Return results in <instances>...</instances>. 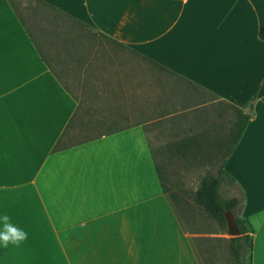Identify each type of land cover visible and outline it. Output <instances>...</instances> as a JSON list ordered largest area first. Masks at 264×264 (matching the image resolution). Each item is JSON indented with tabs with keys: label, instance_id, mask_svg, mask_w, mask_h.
<instances>
[{
	"label": "crops",
	"instance_id": "obj_1",
	"mask_svg": "<svg viewBox=\"0 0 264 264\" xmlns=\"http://www.w3.org/2000/svg\"><path fill=\"white\" fill-rule=\"evenodd\" d=\"M42 1L52 7L26 0L22 13L0 0V216L28 233L19 246L0 244V264H201L197 233L162 188L151 150H163L150 146L143 122L69 140L79 98L97 95L98 60L107 57L89 27L112 54L128 49L169 78L162 92L171 106L160 114L184 112L174 97L190 98L205 133L174 140V153L228 145L223 168L241 191L236 214L253 232L251 264H264V60L255 56L264 50V0ZM255 93L226 156L238 109L249 111ZM58 140L67 146L54 150Z\"/></svg>",
	"mask_w": 264,
	"mask_h": 264
},
{
	"label": "rangeland",
	"instance_id": "obj_2",
	"mask_svg": "<svg viewBox=\"0 0 264 264\" xmlns=\"http://www.w3.org/2000/svg\"><path fill=\"white\" fill-rule=\"evenodd\" d=\"M13 2L18 11L22 13L25 11L26 0H13ZM66 21L75 28H88V25L84 23H71L74 21L70 19ZM88 29L95 45L98 49L105 50L107 57H101L98 60L100 65L96 68L98 83L94 87L99 91L97 95L88 94L89 97L79 98L84 103L83 114L78 115L75 125L69 132V140L71 142L84 140L115 127L143 122L150 146L153 149L163 150V155H158L156 158L164 171L163 183L168 197L180 214L184 228L197 233L192 237V245L200 263L233 264L229 251L227 225L221 226L193 200V193L200 178L206 174L216 173L228 145H209L208 147L202 145L195 149L193 155L178 151L174 153L172 144L174 140L180 141L184 137L205 133L202 127L206 125L193 121L195 108L191 107L193 104L190 103V98L184 95L174 97L173 106L187 107L184 112L172 116L160 114L171 106L170 100H167L165 93L162 92L164 86L166 87L165 81L168 82L169 78H165L162 71H158L156 67L140 59L128 49L116 48L115 54H112V44L98 35L94 29L90 27ZM109 52L111 54H108ZM255 56L264 60V50L256 51ZM103 65L106 67L103 68ZM157 95L160 100H157ZM236 116L235 111L230 110L227 120L224 119L221 124L220 134L226 138V142ZM102 117L107 120L99 123L97 120ZM220 190L227 198L233 195L241 196L240 189L226 181L222 183ZM178 192L181 196L176 197L175 193ZM184 211H190L194 216L192 221H186ZM227 216L233 221L231 215Z\"/></svg>",
	"mask_w": 264,
	"mask_h": 264
},
{
	"label": "trees",
	"instance_id": "obj_3",
	"mask_svg": "<svg viewBox=\"0 0 264 264\" xmlns=\"http://www.w3.org/2000/svg\"><path fill=\"white\" fill-rule=\"evenodd\" d=\"M37 1L47 6H51L50 4L42 0H37ZM10 3L12 2L10 1ZM153 64L160 66L157 63H153ZM255 96L256 93L252 97H250L248 102L245 104V107L248 106L249 111L243 112L241 109H238V120L235 124L234 134L231 138V144L229 146V149L227 150L226 156H228L231 153L232 149L240 139L248 123V120L250 119L251 116L250 111L253 108L252 101L255 99ZM72 120L73 119H70V122H68L65 130L62 133V136L65 135V132L69 128ZM101 121L103 122V119H101ZM117 130L119 129L115 128L112 130H108L106 132L102 131L95 136L114 132ZM95 136L93 137L89 136L85 138L84 141L92 139ZM65 146L67 145L61 144V141L58 140L57 143L54 145L53 149L57 150ZM151 153L154 159L156 171L160 179L162 188L165 191V186L163 184L164 173H162L163 171L162 166L155 159L157 156L156 151L151 150ZM224 162L225 159L220 163L219 168L215 174H206L200 178L199 184L195 192L193 193V200L197 206H199L206 214H208L212 219L217 221L223 227L227 225L226 224L227 215L229 214L232 216L235 228L238 233L236 236H231L228 238L229 251L233 258V264H251L253 232L247 220L245 218L239 217L236 214V210L242 201V196H233L227 198L222 194L220 190V187L224 181L233 182V178L223 168Z\"/></svg>",
	"mask_w": 264,
	"mask_h": 264
},
{
	"label": "clouds",
	"instance_id": "obj_4",
	"mask_svg": "<svg viewBox=\"0 0 264 264\" xmlns=\"http://www.w3.org/2000/svg\"><path fill=\"white\" fill-rule=\"evenodd\" d=\"M0 223H2V228H0V244L3 247L6 248L9 244L19 246L28 239V233L15 226L7 214L0 216Z\"/></svg>",
	"mask_w": 264,
	"mask_h": 264
},
{
	"label": "water",
	"instance_id": "obj_5",
	"mask_svg": "<svg viewBox=\"0 0 264 264\" xmlns=\"http://www.w3.org/2000/svg\"><path fill=\"white\" fill-rule=\"evenodd\" d=\"M226 224H227L228 235L236 236L238 233L235 228L234 222L228 216L226 217Z\"/></svg>",
	"mask_w": 264,
	"mask_h": 264
}]
</instances>
